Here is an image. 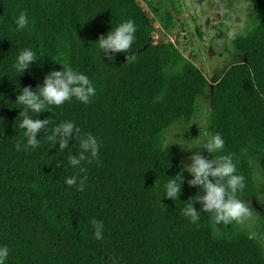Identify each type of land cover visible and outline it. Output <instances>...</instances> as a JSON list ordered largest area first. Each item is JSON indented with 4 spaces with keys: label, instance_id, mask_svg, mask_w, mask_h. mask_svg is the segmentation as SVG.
Instances as JSON below:
<instances>
[{
    "label": "trees",
    "instance_id": "1",
    "mask_svg": "<svg viewBox=\"0 0 264 264\" xmlns=\"http://www.w3.org/2000/svg\"><path fill=\"white\" fill-rule=\"evenodd\" d=\"M251 29L232 42L244 58L210 86L203 71L172 42L156 43V28L138 0H0V245L5 264H264L261 246L250 235L214 237L216 225L197 209L192 222L181 213L188 199L203 193L189 186L177 146L166 133L189 125L198 102L210 96L205 133H219L224 147L212 158L231 154L244 187L254 197L243 151L264 150V0H250ZM24 10L29 25L15 31ZM136 27L131 55L112 76L96 38L124 20ZM31 47L38 61L19 76L10 65L16 52ZM87 75L96 89L89 103L71 98L31 118L51 124L71 120L79 129L68 145L37 132L35 148L16 147L20 105L16 83L35 90L60 64ZM18 87V85H17ZM49 125V130L51 127ZM96 138L95 156L80 165L68 157L80 151L79 138ZM211 158L206 151L201 155ZM183 171V172H182ZM181 174L178 199L162 198L169 177ZM76 176L73 185L67 177ZM102 238L93 235V222Z\"/></svg>",
    "mask_w": 264,
    "mask_h": 264
},
{
    "label": "clouds",
    "instance_id": "2",
    "mask_svg": "<svg viewBox=\"0 0 264 264\" xmlns=\"http://www.w3.org/2000/svg\"><path fill=\"white\" fill-rule=\"evenodd\" d=\"M13 23L15 31L19 32L25 29L30 22L25 11L21 10L15 16ZM135 31L136 27L131 19L121 21L115 27L111 26L105 34L96 38V48L100 54L107 56L109 59H111L109 53L114 54L118 51L127 53L134 41ZM36 61H38L36 53L31 47L21 48L16 52L10 70L14 77L19 76L30 68L31 62ZM60 65V70L48 71L43 77L42 85L37 86L34 91L29 86L21 87L16 83L18 94L15 96L14 101L21 106L17 107L19 108L17 116L20 117L17 127L22 129L21 138L16 144L18 150L20 148L37 147L40 138H37L36 134L41 130L42 134L47 133L46 139L48 142L52 145L58 144V148L63 150L68 145L69 136L74 137L79 132V129L75 127L71 120L51 124V121L47 118H31L45 111L49 105L59 106L71 98L87 104L90 98L95 95L96 89L87 75L74 70L67 64ZM198 144L211 156L213 152L223 149L224 140L219 133H214L191 147L179 145L190 151ZM79 149L78 153L68 157V163L72 166L80 165L81 161L86 159L85 153L90 156L96 155L98 149L96 138L90 133L82 134L79 138ZM189 159L190 164H185L182 167L183 171L186 170L191 176L187 183L189 186H196L203 194L197 195L195 201H193V198H189V203L181 208V213L190 218L192 222L197 221V209L193 207L195 202L199 205L200 211L209 213L216 224L222 222L225 225L235 223L244 227L250 226L253 222L252 211L248 204L237 196V193L244 187V178L236 173L231 154H223L215 158L211 156V158L205 159L198 152H192ZM182 172L178 177L176 175L169 176L173 178L164 182L162 194L157 193L160 200L162 198L178 199L181 184L184 181ZM76 180V176L67 177L65 183L71 186ZM93 226L95 229L94 237L101 239L102 225L94 221ZM8 254V247L0 245V264H5Z\"/></svg>",
    "mask_w": 264,
    "mask_h": 264
},
{
    "label": "rangeland",
    "instance_id": "3",
    "mask_svg": "<svg viewBox=\"0 0 264 264\" xmlns=\"http://www.w3.org/2000/svg\"><path fill=\"white\" fill-rule=\"evenodd\" d=\"M154 22L156 43L172 42L194 64L200 68L213 86L231 66L243 63L237 54L233 40L251 29L254 12L250 0H138ZM105 56L106 76L114 75L131 52L109 53ZM210 106V96L201 98L195 118L189 125L176 124L166 133V146L178 147L180 159L190 164L192 152L202 155L206 150L195 143L207 138L205 128ZM179 143V144H176ZM242 159L251 169L254 197L245 201L252 211L253 222L244 227L235 223H218L213 228L214 237L235 238L245 233L252 236L261 246L264 257V150L248 148Z\"/></svg>",
    "mask_w": 264,
    "mask_h": 264
}]
</instances>
